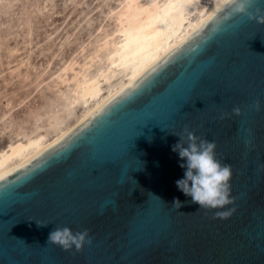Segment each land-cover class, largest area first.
I'll return each instance as SVG.
<instances>
[{
  "label": "water",
  "instance_id": "95a60500",
  "mask_svg": "<svg viewBox=\"0 0 264 264\" xmlns=\"http://www.w3.org/2000/svg\"><path fill=\"white\" fill-rule=\"evenodd\" d=\"M230 10L223 2L77 129L0 175V264H264V0L253 18L226 20ZM185 129L231 166L232 203L199 208L177 188L171 146ZM57 226L88 229L91 243H46Z\"/></svg>",
  "mask_w": 264,
  "mask_h": 264
},
{
  "label": "rangeland",
  "instance_id": "374dc122",
  "mask_svg": "<svg viewBox=\"0 0 264 264\" xmlns=\"http://www.w3.org/2000/svg\"><path fill=\"white\" fill-rule=\"evenodd\" d=\"M148 1L156 0L143 3ZM125 2L0 0V148L53 131L62 125L60 120L63 125L73 122L84 104L71 103L75 82L63 83L60 76L71 62L79 70L106 35L114 33L116 40L124 36L117 17ZM108 52L103 49L87 72L105 66ZM68 110L74 114L69 116Z\"/></svg>",
  "mask_w": 264,
  "mask_h": 264
},
{
  "label": "bare ground",
  "instance_id": "6f19581e",
  "mask_svg": "<svg viewBox=\"0 0 264 264\" xmlns=\"http://www.w3.org/2000/svg\"><path fill=\"white\" fill-rule=\"evenodd\" d=\"M198 1L156 0L143 3V0H126L117 17L118 28L124 29V36L116 40L114 33L106 35L90 60L79 70L71 62L64 67L65 76H60L63 83L75 82L71 103L82 101V110L71 123L63 125V120H60L62 125L53 131L12 140L0 148V175L77 129L96 109L160 60L224 2L214 0L212 5H199ZM103 49H109L107 64L95 73H88L91 63ZM69 70L74 71L73 76H68ZM69 112V116L74 114Z\"/></svg>",
  "mask_w": 264,
  "mask_h": 264
},
{
  "label": "clouds",
  "instance_id": "9594fccd",
  "mask_svg": "<svg viewBox=\"0 0 264 264\" xmlns=\"http://www.w3.org/2000/svg\"><path fill=\"white\" fill-rule=\"evenodd\" d=\"M224 4L231 7L225 16L226 20L237 14L248 15L249 18H253L249 11L252 0H224ZM255 18L259 22H264V15ZM250 107L255 111L261 110L259 101H254ZM232 111L233 114L239 115L241 109L234 107ZM220 118L223 119L224 114H221ZM173 135L178 136L179 139L171 146V150L178 153L179 167L185 170L183 177L175 181L177 188L185 196L191 198V203L198 204L199 208L217 209L232 203L233 198L230 196L229 183L232 176L231 166L217 158L215 141L198 137L195 132L188 129H185L183 134ZM148 192L157 196L151 191ZM171 206L178 211L183 207V202L174 198ZM216 215L220 218H226L230 213L227 211L217 212ZM36 224L38 227L48 225L47 222L40 221H36ZM46 243L58 245L65 251H70L75 246V250L80 251L85 243H91V238L88 229L73 232L67 226H57L48 233Z\"/></svg>",
  "mask_w": 264,
  "mask_h": 264
}]
</instances>
